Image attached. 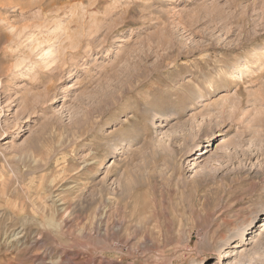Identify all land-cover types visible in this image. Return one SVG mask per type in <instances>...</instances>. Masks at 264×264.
Masks as SVG:
<instances>
[{
	"label": "rangeland",
	"instance_id": "obj_1",
	"mask_svg": "<svg viewBox=\"0 0 264 264\" xmlns=\"http://www.w3.org/2000/svg\"><path fill=\"white\" fill-rule=\"evenodd\" d=\"M263 219L264 0H0V264H264Z\"/></svg>",
	"mask_w": 264,
	"mask_h": 264
},
{
	"label": "bare ground",
	"instance_id": "obj_2",
	"mask_svg": "<svg viewBox=\"0 0 264 264\" xmlns=\"http://www.w3.org/2000/svg\"><path fill=\"white\" fill-rule=\"evenodd\" d=\"M160 48V47H159ZM164 48V47H163ZM150 51V50H149ZM152 53V52H151ZM164 54V53H163ZM128 69V68H127ZM123 71V70H122ZM134 71V70H133ZM133 74V73H132ZM140 74H141V72H140ZM128 76H129V74H128ZM127 76V77H128ZM152 76V75H151ZM137 77V76H136ZM124 78V77H123ZM129 79V78H128ZM117 80V79H116ZM126 80V79H125ZM126 84H128V83H126ZM108 90V89H107ZM106 90V91H107ZM101 91V90H100ZM123 91H125V90H123ZM129 93V92H128ZM201 93V92H200ZM127 94V93H126ZM95 95V94H94ZM98 96V95H97ZM120 96V95H119ZM118 96V97H119ZM124 97V96H123ZM189 98H190V96H189ZM116 99V98H115ZM89 100V99H88ZM102 100V99H101ZM83 103H85V102H83ZM116 103V102H115ZM102 104V103H101ZM118 104V103H117ZM147 104V103H146ZM116 106V105H115ZM153 107V106H152ZM137 111V110H136ZM136 114V113H135ZM134 115V114H133ZM140 115V114H139ZM140 119V118H139ZM207 120V119H206ZM205 120V121H206ZM204 122V121H203ZM204 124V123H203ZM204 126V125H203ZM192 128V127H191ZM87 131V130H86ZM197 131H198V129H197ZM185 132V131H184ZM125 133V132H124ZM82 134H83V132H82ZM81 134V135H82ZM126 135V134H125ZM131 136H133V135H131ZM125 137V136H124ZM192 137V136H191ZM171 139H172V141L171 142H173V140L175 139V136H172L171 137ZM191 139V138H190ZM191 140H193V139H191ZM221 142H223V140L221 141ZM221 142H220V144H221ZM187 144V143H186ZM262 222V224L259 226L260 228L261 227H263L262 229H261V231L259 230V229H256L254 232H253V234H252V236H251V238H250V243L251 242H257L258 240H259V238H260V236L262 235V231L264 230V219L261 221ZM258 227V228H259ZM242 237H243V235H242ZM242 245V243H240L239 241H237L236 243H234L233 244V246L234 247H239V246H241ZM227 252V251H226ZM232 253V252H231ZM235 253V252H234ZM228 254V253H227ZM233 254V253H232ZM222 255V254H221ZM221 257V256H220ZM218 263H219V261H218Z\"/></svg>",
	"mask_w": 264,
	"mask_h": 264
}]
</instances>
